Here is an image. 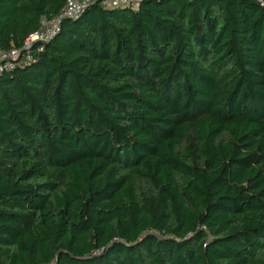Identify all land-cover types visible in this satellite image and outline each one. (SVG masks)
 <instances>
[{"label":"trees","instance_id":"trees-1","mask_svg":"<svg viewBox=\"0 0 264 264\" xmlns=\"http://www.w3.org/2000/svg\"><path fill=\"white\" fill-rule=\"evenodd\" d=\"M104 1L0 75V264H264V6Z\"/></svg>","mask_w":264,"mask_h":264},{"label":"built area","instance_id":"built-area-1","mask_svg":"<svg viewBox=\"0 0 264 264\" xmlns=\"http://www.w3.org/2000/svg\"><path fill=\"white\" fill-rule=\"evenodd\" d=\"M95 0H66L59 12L48 20H43L39 28L25 38L20 47L10 49H0V75L13 69L18 63L19 58L31 59L32 48L35 44L49 41L60 29V25L65 18H75L79 16ZM137 0H105L103 3L111 7H134ZM264 6V0H260Z\"/></svg>","mask_w":264,"mask_h":264}]
</instances>
